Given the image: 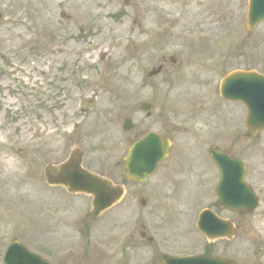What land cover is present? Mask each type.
<instances>
[{"label": "rangeland", "instance_id": "374dc122", "mask_svg": "<svg viewBox=\"0 0 264 264\" xmlns=\"http://www.w3.org/2000/svg\"><path fill=\"white\" fill-rule=\"evenodd\" d=\"M126 1L0 0V57L7 62H11L12 57L13 63L29 59L41 72L44 68L40 64L49 56L53 65L71 64L66 69L69 74L72 65L78 62L93 64L95 72L105 74V77L95 76L98 81L83 89L67 83L68 79L52 85L48 88L51 107L59 102L56 97L59 94L82 95L84 100L94 95H121L124 87L131 107L145 102L161 109V117L171 121L165 127L194 126L197 119L199 122L205 119L202 112L209 111V117L218 120L226 131L240 127L244 132V108L222 101L215 89L224 74L236 69L255 68L264 73V24L254 33L247 31V0H232L233 4L227 7L223 3L229 0H178L177 5L166 10L170 19L173 16L172 19L179 21L176 24L178 35L187 36L185 46L216 47L225 52L222 64L212 70L188 66L190 55H178L182 41L166 37L169 31L164 32L171 29L165 23L160 25L157 11L164 10L174 0H128L127 8ZM142 4L143 12L138 13ZM125 11L129 19L117 22L115 16ZM61 14H65V18ZM139 15L143 16L142 26L137 23L132 31L128 26ZM186 31L190 32L185 34ZM85 47L95 52L76 55ZM58 50L64 52L60 57L56 56ZM162 56L180 57L183 63L166 65ZM159 65H164L163 72L148 77ZM31 71L29 69L28 73ZM34 77L33 90L49 84L41 76ZM101 80L107 82L102 84ZM9 84L5 79L3 85ZM22 94L19 92L9 99L13 102L10 104L14 107L13 114L18 118L27 114L34 125L41 124V113L33 110L28 114L30 106L25 98L33 96L30 97L35 103L33 109L41 99H35L34 92ZM122 105L123 102L117 107L120 113ZM25 124L19 121L17 127ZM27 138V133L24 138L17 137L10 156L0 151V264L6 245L13 239L24 242L31 251L54 264H161L163 253H184L190 250L188 245L194 244L192 233L197 208L187 209L189 192L173 196L170 189L159 188L156 176L146 186L128 185L126 199L94 220L89 216L90 199L70 197L62 189L48 188L43 182L44 167L60 163L47 161L59 160L63 155L61 149L46 145L44 148L38 141L30 149ZM0 143L6 144L1 139ZM257 143L255 155L262 160L264 133ZM182 144L183 141H178L168 162H190L187 156L180 157L185 152ZM48 149H51L48 154H43ZM27 150L35 154L28 156ZM141 199L147 201L146 207L139 204ZM142 231L154 239L159 250L142 241ZM169 245L171 248H167ZM85 253L89 254V260L83 257L87 258Z\"/></svg>", "mask_w": 264, "mask_h": 264}, {"label": "flooded vegetation", "instance_id": "af4514ba", "mask_svg": "<svg viewBox=\"0 0 264 264\" xmlns=\"http://www.w3.org/2000/svg\"><path fill=\"white\" fill-rule=\"evenodd\" d=\"M233 2L232 0L224 2L223 6L227 7ZM177 3L178 0L171 1L169 6H166L164 10L160 8L157 13L161 18L160 25L165 23L167 28L171 29L164 32L166 34L169 31L166 37L182 41V46L178 47L180 49L178 55H190L188 66L203 70H212L216 65L222 64L225 52H220V48L184 45L188 42L187 36L185 38L179 36L176 31V24L179 21L172 19L173 16L170 19L166 13L167 9H172ZM129 6L127 0L126 8ZM142 6L143 4L139 7L138 13L143 12ZM197 16L200 17V15ZM142 17L139 15L134 19L132 24H129V29L134 31L133 28L137 23L142 26ZM224 18L227 17L224 16ZM121 19H129L126 11L123 12ZM115 20L118 22L119 19ZM128 27L126 26V29ZM188 32L190 31H186L185 34ZM94 52L95 49L85 47L76 55H92ZM63 53L58 50L56 56L60 57ZM104 58L105 56H102L101 60ZM161 58L166 65L176 66L183 63L180 57L162 56ZM10 61L7 62L0 57V139L6 143H0L1 152L10 156L17 137L24 138L27 133L29 138L26 141L30 149L37 141L41 142L44 148L46 145L58 151L61 149L60 152L62 151L63 155L59 160L47 162H69V157L74 154V162H83L84 168L115 183L117 181L123 184L125 173L122 162L128 155L130 147L146 134L154 132L171 141L169 158L158 164L153 176V178L158 176L159 188L170 189L173 196L175 193L189 192L186 198L193 201L187 209H192L199 202L197 200L201 199V211L205 212L203 223L205 233L201 234L195 230L194 244L186 245L190 247V250L172 254L175 256L202 255L217 259L220 261L219 264H264V159L258 160L255 155L258 147L256 139L247 138L246 133L242 135L237 128L226 131L218 120H212L209 117V111L202 112V117L205 116V119L200 122L197 119L194 126L185 128L175 124L165 127V124L170 125L171 121L161 117V109H156L150 104L149 110L144 111L142 108L144 103L131 107L130 96L124 87L121 95L119 93L94 95L84 100L82 95L59 94L56 96L59 102L51 107L49 104L52 100L50 101L48 88L52 85L61 84L68 79L67 83L83 89L98 81L95 76L100 78L105 77V74L99 75L95 72L97 69L93 64L80 62L72 65L69 74L66 73V69L71 64L53 65L50 63L49 56H45L40 64L44 68L41 72L38 68H34V64L29 59L26 62L13 63L11 57ZM56 66L58 67L54 68ZM29 69L33 72L28 73ZM51 71L56 72L51 73ZM34 75L41 76L49 84H45L42 89L33 90L31 83L35 80ZM5 79L10 81L9 85H3ZM100 82L104 84L107 80ZM19 92L20 95L34 92L36 98L41 99V103L37 105L38 109H33L35 103L30 99L33 96L27 95L25 98L30 106L28 114L31 115L33 110L35 113H41V124L34 125L27 114L19 115V118L17 114H13L14 107L10 106L13 102L9 99L15 98ZM122 102L120 113L117 107ZM138 115L141 117L137 118ZM127 119L131 120V131L124 129ZM19 121H24L26 124L18 128ZM178 141H183L182 146L185 151L180 157L187 156L190 162H168L174 154L173 149ZM49 150L51 149L43 151V154H48ZM213 151L243 162H224L225 166L219 168L211 158ZM27 153L28 156L35 154L32 150H27ZM211 215H213L212 219ZM86 225L83 226L86 227ZM210 226L214 229L215 237H211L209 233ZM194 227L196 228L195 223ZM142 241H147L149 245H154L159 250V245L153 240L146 237ZM87 260H89V254H87Z\"/></svg>", "mask_w": 264, "mask_h": 264}, {"label": "water", "instance_id": "95a60500", "mask_svg": "<svg viewBox=\"0 0 264 264\" xmlns=\"http://www.w3.org/2000/svg\"><path fill=\"white\" fill-rule=\"evenodd\" d=\"M249 7L248 18L251 27L264 21V0H250ZM159 71H154L151 75ZM221 94L225 98L241 101L247 106L250 135L257 136L264 130V76L255 72H237L224 81ZM167 148L169 143L161 142L154 135L140 141L132 148L130 157L124 162L127 178L145 182L154 171L156 162L163 159ZM217 162L234 161L226 158ZM44 180L50 186H62L70 193L92 196L91 214L94 217H99L119 203L124 195L122 187L113 186L110 181L83 170L81 162L70 161L57 166H48L44 170ZM201 262L200 258L167 257L164 264H201ZM6 264L49 263L36 255L29 254L24 246L14 244L9 249Z\"/></svg>", "mask_w": 264, "mask_h": 264}]
</instances>
